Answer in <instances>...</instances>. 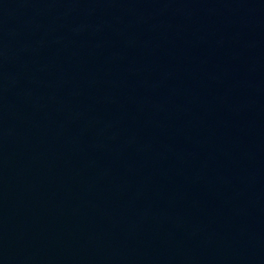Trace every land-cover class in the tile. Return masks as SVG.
Listing matches in <instances>:
<instances>
[{
	"label": "water",
	"instance_id": "water-1",
	"mask_svg": "<svg viewBox=\"0 0 264 264\" xmlns=\"http://www.w3.org/2000/svg\"><path fill=\"white\" fill-rule=\"evenodd\" d=\"M0 264H264V0H0Z\"/></svg>",
	"mask_w": 264,
	"mask_h": 264
}]
</instances>
